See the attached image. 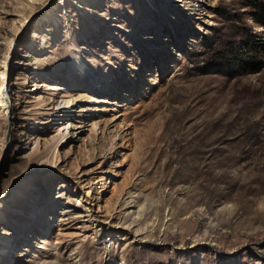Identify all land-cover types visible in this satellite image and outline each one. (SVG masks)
Here are the masks:
<instances>
[{"label": "rangeland", "instance_id": "obj_1", "mask_svg": "<svg viewBox=\"0 0 264 264\" xmlns=\"http://www.w3.org/2000/svg\"><path fill=\"white\" fill-rule=\"evenodd\" d=\"M258 3L0 0V264H264Z\"/></svg>", "mask_w": 264, "mask_h": 264}, {"label": "bare ground", "instance_id": "obj_2", "mask_svg": "<svg viewBox=\"0 0 264 264\" xmlns=\"http://www.w3.org/2000/svg\"><path fill=\"white\" fill-rule=\"evenodd\" d=\"M83 9H88V7L86 6V5H83ZM88 11V10H87ZM86 62H83L82 61V59H80V58H75L73 61H72V66H77V67H74L75 69L74 70H76V71H78L79 73H84V74H86L87 73V75H88V67H86ZM90 79H92V78H90ZM55 88H57V86L56 85H52V84H49L48 85V89H55ZM71 99H69V98H67V99H65V102L66 103H68L69 101H70ZM68 124V123H67ZM70 124V123H69ZM73 126V125H72ZM9 137L10 138V135L7 133V130H6V128H4V130H3V134H2V136L0 137V153H1V151H3L4 149H5V147H6V144H5V139H6V137ZM37 142H35L34 144H33V146L31 147V152H37L38 151V148H37ZM138 216V212L137 213H135V216L134 217H129V216H124V218H122V220L124 221L123 223L127 226V227H129L131 224H134L135 222H137V219H136V217ZM1 243H3V244H5V245H7V246H12V243L11 242H5V241H1ZM0 254H2L3 255V252H8L7 250H5V248H3V249H1L0 250Z\"/></svg>", "mask_w": 264, "mask_h": 264}, {"label": "trees", "instance_id": "obj_3", "mask_svg": "<svg viewBox=\"0 0 264 264\" xmlns=\"http://www.w3.org/2000/svg\"><path fill=\"white\" fill-rule=\"evenodd\" d=\"M250 15L253 22H255L261 27H264V4L258 3L257 7L253 8V11ZM250 36L251 38L249 40V43L252 44L255 48L256 46L260 48L259 51L264 53V38H262L261 36H255L253 34H250ZM258 62V59H250V61H247L246 65L252 68V70H257L260 67L258 65Z\"/></svg>", "mask_w": 264, "mask_h": 264}]
</instances>
